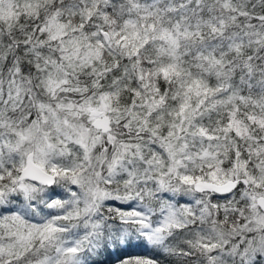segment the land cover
I'll list each match as a JSON object with an SVG mask.
<instances>
[{
    "label": "snow or ice",
    "instance_id": "6c2138e0",
    "mask_svg": "<svg viewBox=\"0 0 264 264\" xmlns=\"http://www.w3.org/2000/svg\"><path fill=\"white\" fill-rule=\"evenodd\" d=\"M0 264H264V0H0Z\"/></svg>",
    "mask_w": 264,
    "mask_h": 264
}]
</instances>
